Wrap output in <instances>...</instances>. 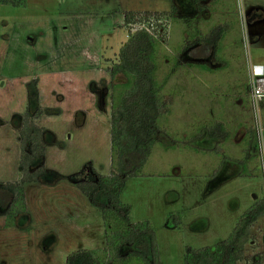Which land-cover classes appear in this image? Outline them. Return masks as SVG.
<instances>
[{
    "label": "rangeland",
    "instance_id": "1",
    "mask_svg": "<svg viewBox=\"0 0 264 264\" xmlns=\"http://www.w3.org/2000/svg\"><path fill=\"white\" fill-rule=\"evenodd\" d=\"M217 2L233 31L239 23L242 46V28L248 31L251 58L264 61V0ZM173 4L171 0H27L25 6L0 2V180L22 178L19 127L27 110L34 112L29 87L35 79L43 112L34 120L56 138L48 145L45 160L52 169L49 182L24 185L27 214L18 215L13 227H6V217L0 216V264H65L74 250L107 246L101 211L72 175L86 171L79 177L94 176L92 167L97 174L114 170L111 108L114 85L125 83L126 76L113 78L111 68L129 38L126 15L153 11L171 15ZM169 48L163 50L170 55ZM159 64L157 78L163 83L173 60L161 57ZM219 77L227 78L223 72ZM175 82L167 87L174 94L178 91ZM193 83L196 89L189 106L162 89L169 109L158 118V143L142 174L128 177L122 194L132 207L131 220H148L156 230L163 264H184L187 246H213L226 239L244 210L264 196L261 176L253 180L254 192L250 188L234 194L225 187L214 193L210 190L208 162L214 156L206 147L198 146L202 154L191 151L197 148L196 139L203 140L204 130L191 138L207 126L204 116L211 98L233 99L238 93L230 83L208 84L209 90ZM249 112L241 126L255 141L261 174L251 106ZM261 119L264 126V107ZM236 125L231 124L234 136ZM129 248L124 246L121 253ZM245 257L239 264H264V215L252 225Z\"/></svg>",
    "mask_w": 264,
    "mask_h": 264
},
{
    "label": "trees",
    "instance_id": "2",
    "mask_svg": "<svg viewBox=\"0 0 264 264\" xmlns=\"http://www.w3.org/2000/svg\"><path fill=\"white\" fill-rule=\"evenodd\" d=\"M1 3L26 5L27 0H0ZM198 5L199 0H193ZM175 6L170 13L173 15ZM133 15H126L129 21ZM162 45L145 31L129 33L121 46L119 61L111 68L112 77L126 76L125 83L115 84L114 103L111 108V152L114 170L97 174L91 168L87 178L72 175L78 188L102 214L107 246L100 249H78L68 254L65 264H163L156 230L148 220L133 222L132 207L122 200L129 176H139L158 143V118L169 109L163 98V83L157 73L160 68ZM28 110L22 118L20 132V181L0 180V216L6 217V227L16 225L18 215L27 214L25 183L49 182L50 170L44 165L47 146L54 135L39 126L35 118L43 110L39 107L37 80L29 87ZM224 136L222 124L203 126L191 139L202 135ZM96 174V175H95ZM264 215V199H257L240 215L230 235L213 246L193 248L187 246L184 264H239L245 259L246 245L251 239L252 225ZM178 222L181 219L177 218ZM124 246L130 248L121 253Z\"/></svg>",
    "mask_w": 264,
    "mask_h": 264
},
{
    "label": "crops",
    "instance_id": "3",
    "mask_svg": "<svg viewBox=\"0 0 264 264\" xmlns=\"http://www.w3.org/2000/svg\"><path fill=\"white\" fill-rule=\"evenodd\" d=\"M217 1L221 0H199L197 5L193 0H171L175 6L173 37L170 43L173 53L169 55L162 48L161 57L166 56L168 62L173 60V65L163 81V89L165 87V91L172 99L176 95V99H181L184 106H189L192 102L190 94L195 93L196 89L195 87L193 90V81L203 84L207 90L210 89L208 84L215 86L220 83H230L232 85V91L236 92L235 95L238 94L233 96V99H230L231 96L225 100L211 98L208 115L204 116L205 122L209 120L207 127L222 124L227 133L224 136H221V133L211 135L207 129L203 134L206 140L204 137L203 140L200 137L196 139L194 143L197 148L191 147V151L202 154L197 151L198 148L206 147V152L214 156V159L209 158L208 162L212 168L208 183L212 193L221 191L222 187L229 188L232 194L241 188H250L254 192L253 180L256 176H260L256 167L257 150L252 135L246 134L241 126L248 121L251 106L248 60L242 46L239 23L237 22L233 31L230 25L228 26L226 20L228 18L222 14L224 10L220 9L222 7ZM158 10L167 9L159 8ZM254 35L258 37L257 34ZM251 59L254 63L264 65V61H257L255 57ZM221 72L227 76L224 81L219 77ZM174 82L178 84L176 94L167 88ZM233 123L238 124L235 127L237 131L235 136L232 133L231 124ZM54 142L56 138L49 144ZM47 155L48 146L44 165ZM45 167L52 170L46 165ZM256 195V193L253 194V197L255 198ZM234 199L238 205L239 199L236 197Z\"/></svg>",
    "mask_w": 264,
    "mask_h": 264
},
{
    "label": "built area",
    "instance_id": "4",
    "mask_svg": "<svg viewBox=\"0 0 264 264\" xmlns=\"http://www.w3.org/2000/svg\"><path fill=\"white\" fill-rule=\"evenodd\" d=\"M129 33L145 31L151 35L166 50L169 48L173 37L174 22L172 15L164 11L144 12L134 15V17L124 23ZM244 26V25H243ZM243 29V46L248 60L249 74V97L250 105L256 118V132L258 138V154L260 157V168L262 186L264 188V126L262 125L261 112L264 107V65L254 63L250 56V36L246 28ZM264 199V196L262 197Z\"/></svg>",
    "mask_w": 264,
    "mask_h": 264
}]
</instances>
